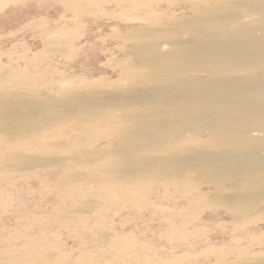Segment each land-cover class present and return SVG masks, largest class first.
<instances>
[{
	"label": "rangeland",
	"instance_id": "rangeland-1",
	"mask_svg": "<svg viewBox=\"0 0 264 264\" xmlns=\"http://www.w3.org/2000/svg\"><path fill=\"white\" fill-rule=\"evenodd\" d=\"M242 2L0 0V264H264V174L220 155Z\"/></svg>",
	"mask_w": 264,
	"mask_h": 264
},
{
	"label": "bare ground",
	"instance_id": "bare-ground-1",
	"mask_svg": "<svg viewBox=\"0 0 264 264\" xmlns=\"http://www.w3.org/2000/svg\"><path fill=\"white\" fill-rule=\"evenodd\" d=\"M241 5L242 7L238 6L240 11L245 8L248 10L247 12H252L249 17H258L262 13L260 26L264 27L262 26L264 23V0H243ZM2 7L4 9L5 5ZM236 13L240 14L238 11ZM237 19L234 17L232 20H223L221 24L231 27V23ZM225 33H227L226 30L222 32V34ZM253 34L251 32L245 41L241 38L232 39L230 43L233 49V59L224 67V72L222 71L223 74L225 73L223 77L226 78L214 83L218 93L224 97L223 102L220 103L223 107L222 110L230 109L235 112L233 119L224 125L227 129H235L237 147L233 151L223 152L220 155L229 161H236L239 168L240 165L245 167L246 163H251L255 169L254 172L264 174V30L260 35ZM218 36L220 37V34ZM233 83H236L235 87L230 88ZM177 85L181 86V84H174L172 87L176 88ZM222 90L226 93H222ZM219 110L215 116L221 113ZM244 119H247L248 122L242 126L240 121ZM164 121V119L160 120V122ZM240 155L243 156V162L239 161ZM262 189L258 190L264 196V187ZM260 204L261 201L257 200L251 202L250 207L256 209Z\"/></svg>",
	"mask_w": 264,
	"mask_h": 264
}]
</instances>
